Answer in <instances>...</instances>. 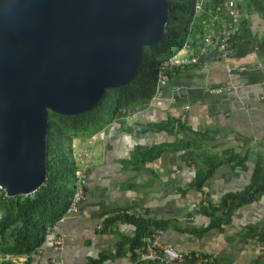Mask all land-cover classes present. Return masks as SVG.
<instances>
[{
  "label": "crops",
  "instance_id": "crops-1",
  "mask_svg": "<svg viewBox=\"0 0 264 264\" xmlns=\"http://www.w3.org/2000/svg\"><path fill=\"white\" fill-rule=\"evenodd\" d=\"M246 16L250 31L242 33L226 59L214 46L194 48L185 38L173 54L198 55L199 63L173 70L162 86V97H153L135 112L74 139L80 148L91 151L92 161L85 199L76 212L58 222L66 235L64 246L55 251L54 235L49 233L44 245L30 255L0 253V264H95L100 260V264H133L131 243L118 246L119 240L133 238L137 230L130 218L115 216V211L124 209L144 210L142 217L166 221L164 241L184 252L199 253L210 264H264V195L239 209L221 228L200 231L210 219L198 212L202 200L216 204L226 194L247 189L258 157L264 155V50L256 49L264 41V19L258 13ZM223 85L239 90L207 91ZM168 118H179L191 129L187 133L196 140L192 146L196 157L222 158L230 151H249L248 169L223 164L197 191L188 188L195 169L183 160V150L163 153L153 161L141 160L140 154L148 148L181 136L158 128ZM107 218L115 219L114 223L106 226Z\"/></svg>",
  "mask_w": 264,
  "mask_h": 264
},
{
  "label": "water",
  "instance_id": "water-1",
  "mask_svg": "<svg viewBox=\"0 0 264 264\" xmlns=\"http://www.w3.org/2000/svg\"><path fill=\"white\" fill-rule=\"evenodd\" d=\"M170 0H0V188L34 195L48 179L50 113L94 110L131 85L163 38Z\"/></svg>",
  "mask_w": 264,
  "mask_h": 264
},
{
  "label": "trees",
  "instance_id": "trees-1",
  "mask_svg": "<svg viewBox=\"0 0 264 264\" xmlns=\"http://www.w3.org/2000/svg\"><path fill=\"white\" fill-rule=\"evenodd\" d=\"M169 20L163 38L154 46L146 47L142 52L136 80L128 86L109 90L105 99L94 110L75 117H65L50 113L48 117V179L46 184L34 195L9 198L0 192V253L1 255H30L40 249L47 240L48 227L67 216L73 200L76 182V165L73 159L72 141L82 134L113 120L135 112L148 104L155 96L158 79L159 56L167 52L176 43L180 35L183 15L188 11L184 23L185 37L191 47L204 46V39L210 30H219L223 26L234 27L231 46L238 44L243 32L250 31L246 14L258 13L264 19V0H237L235 6L226 4V0H170ZM236 13H242L238 22ZM264 50V41L258 42ZM172 77V71H167ZM158 128L179 136L171 143H162L142 152L141 160L153 161L163 153L183 150V160L195 169V177L188 188L200 191L204 183L223 164L248 169L249 151L245 153L228 152L224 157L201 154L196 157L192 146L196 143L187 131L192 132L179 118H168L158 124ZM201 136L204 134H200ZM264 195V155L260 154L255 167L252 183L244 191L224 195L216 204L202 200L198 212L209 217L208 225L200 231L221 228L229 223L235 213L244 206L251 205ZM135 224L136 235L131 239L119 240L118 246L130 242L133 248L142 243L155 228H164L166 221L150 217H127ZM107 218L105 225L114 223ZM199 231V232H200ZM251 235L254 233H250ZM264 236V234H261ZM133 261L135 258L133 257ZM101 260L95 262L100 264ZM94 264V263H93ZM137 264H159L137 262Z\"/></svg>",
  "mask_w": 264,
  "mask_h": 264
},
{
  "label": "built area",
  "instance_id": "built-area-1",
  "mask_svg": "<svg viewBox=\"0 0 264 264\" xmlns=\"http://www.w3.org/2000/svg\"><path fill=\"white\" fill-rule=\"evenodd\" d=\"M236 1L234 2V0H226V4L235 6ZM241 15L242 13H236L234 21L238 22ZM234 30V27L226 26H223L219 30H210L204 39V46H214L219 56L222 57V59H226L233 48L231 46V36ZM259 48L260 47L257 45L256 49ZM198 63V55L194 57H188L180 56L179 54H172L166 57V59L159 65L158 79L154 97L163 96L162 86L169 80L167 71L182 69L187 65ZM258 68H260V66H258ZM242 70H246V68H242ZM238 90L239 88L237 86L230 85H223L207 89V91L212 94H223ZM72 152L76 165V182L75 193L71 205L67 211V215L76 212L81 202L85 199L87 178L92 161L91 151L86 148H80L75 140L72 141ZM0 192H3L1 188ZM145 214L146 212L144 210L139 212L131 209L115 211V216L117 217H142ZM49 233L54 235L53 249L55 251H59L65 244L66 235L60 230L58 223L48 227V234ZM162 235L163 229L155 228L150 235L143 239L141 244L135 246L133 248V257L135 258L133 264H137V262L140 261L159 264H210L208 258L201 256L196 252H184L173 243L164 241L162 239Z\"/></svg>",
  "mask_w": 264,
  "mask_h": 264
},
{
  "label": "rangeland",
  "instance_id": "rangeland-1",
  "mask_svg": "<svg viewBox=\"0 0 264 264\" xmlns=\"http://www.w3.org/2000/svg\"><path fill=\"white\" fill-rule=\"evenodd\" d=\"M235 1L236 0H234V2ZM188 14H189L188 11H186L185 14L183 15V22H182V26H181V29H180V35L177 38L176 43L172 46V48L170 50H168L167 52H164L163 54H161L159 56V61H162L163 59H165V57H167L168 55L173 54L174 52L177 51V49H178V47H179V45H180V43H181V41H182V39H183V37L185 35L184 34L185 33V31H184V23H185L186 18L188 17Z\"/></svg>",
  "mask_w": 264,
  "mask_h": 264
}]
</instances>
